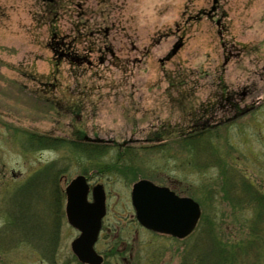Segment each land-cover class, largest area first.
<instances>
[{
	"label": "rangeland",
	"instance_id": "1",
	"mask_svg": "<svg viewBox=\"0 0 264 264\" xmlns=\"http://www.w3.org/2000/svg\"><path fill=\"white\" fill-rule=\"evenodd\" d=\"M65 1L48 15L36 0H0V264H80L65 214L80 175L107 193L96 250L117 255L106 264H185L211 229L264 264V203L251 197L264 194V0ZM31 134L86 137L107 148L102 164L136 149L134 167L106 176L67 144L32 146ZM139 180L196 200L195 233L142 228Z\"/></svg>",
	"mask_w": 264,
	"mask_h": 264
},
{
	"label": "water",
	"instance_id": "2",
	"mask_svg": "<svg viewBox=\"0 0 264 264\" xmlns=\"http://www.w3.org/2000/svg\"><path fill=\"white\" fill-rule=\"evenodd\" d=\"M66 213L69 223L81 232L72 244L80 262L101 264L102 258L94 245L106 214V195L102 185L93 189V202H89V185L84 176H78L66 189ZM132 203L142 226L154 232L184 239L196 228L201 216L198 203L179 198L167 188L148 181L133 186Z\"/></svg>",
	"mask_w": 264,
	"mask_h": 264
},
{
	"label": "trees",
	"instance_id": "3",
	"mask_svg": "<svg viewBox=\"0 0 264 264\" xmlns=\"http://www.w3.org/2000/svg\"><path fill=\"white\" fill-rule=\"evenodd\" d=\"M157 137H160L159 139L161 138L165 139L163 137H166V136H162V134H158ZM78 139L79 140L66 141L64 139L52 138V137H46V136H38L35 134H31L28 136L29 144H31L32 146H39L40 148H51L52 146H56V145L61 146L63 144L69 145L75 151L85 155V158L87 159L88 162H93L96 164L100 163L102 167L99 170H101L102 174L106 176H111V175L117 176L118 173L125 168V166L134 167L132 162L129 161L130 157L132 156V153H135L133 150L130 149L129 151L128 150L119 151L116 153V155L118 156V160L115 163L110 162L109 164L108 163L102 164L101 163L102 161L95 160V159H98L101 156V154H105V152L108 151L106 150L107 148L102 147L98 144H94L90 141H85L84 139L82 140L80 138ZM47 173L49 175L52 174V176L54 177V174H58L60 173V171L56 168V164H51V166L47 168ZM246 187L247 186H245L244 188ZM246 189H250V188H246ZM254 191H257V190H254ZM260 194L262 193L260 192ZM251 197L253 201L256 200L258 203H264L263 194L261 196L258 193H254V194H251ZM18 198H19L17 199L18 203H20V200H23V203L21 204V206H24L23 208L27 209L28 205L30 204H27V203L25 204V202L26 200H28V202L30 200L27 199V197L24 198V194H22V196H20L19 194ZM30 209L28 211H32ZM27 213H22V215L20 216V220H24L25 222L26 217L24 216L31 215L30 212H27ZM207 231L208 232L206 233L207 234L206 239L210 240V246L208 245V248H206L207 249L206 251H203L204 249H202L199 253H195L194 249L196 248V241H197L196 240L194 245L191 248V251H188L186 255L184 256L185 264H188L189 262H190L189 264H232L233 261H236L235 257L237 259H240V264H249L248 260L252 256V253L249 254L250 252L247 249L250 246V244H245V243L241 244L240 242H233V243L225 242L221 239H218L217 236H213V239L211 240L213 230L211 229L210 231L209 230ZM204 241H207V240H204ZM201 245L204 246V243Z\"/></svg>",
	"mask_w": 264,
	"mask_h": 264
},
{
	"label": "flooded vegetation",
	"instance_id": "4",
	"mask_svg": "<svg viewBox=\"0 0 264 264\" xmlns=\"http://www.w3.org/2000/svg\"><path fill=\"white\" fill-rule=\"evenodd\" d=\"M38 3H43L45 6H44V8L46 9V12H47V14L48 15H50L52 12H53V10H56V9H59V7H63V5L62 4H60V3H65V2H67V1H65V0H36ZM102 3H112V1L111 0H102L101 1ZM96 3H98V2H96ZM100 3V2H99ZM105 33L106 34H108L109 33V31H105ZM102 232H103V230H102ZM101 237V236H100ZM96 246H97V244H96ZM112 248H114V249H116L115 247H112ZM112 248L109 250V252L108 253H110V252H112L110 255H107V253H105L104 252V254H102V253H99L97 250V253L103 258V264H106L107 263V260H109V258L110 259H114L115 258V256L117 255V252L115 251V250H112Z\"/></svg>",
	"mask_w": 264,
	"mask_h": 264
}]
</instances>
